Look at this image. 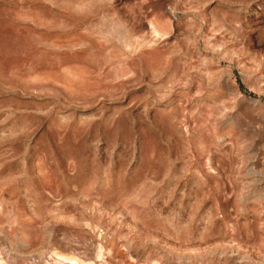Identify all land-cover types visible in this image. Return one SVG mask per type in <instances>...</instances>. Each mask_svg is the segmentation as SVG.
Masks as SVG:
<instances>
[{"label":"rangeland","instance_id":"obj_1","mask_svg":"<svg viewBox=\"0 0 264 264\" xmlns=\"http://www.w3.org/2000/svg\"><path fill=\"white\" fill-rule=\"evenodd\" d=\"M0 264H264V0H0Z\"/></svg>","mask_w":264,"mask_h":264}]
</instances>
